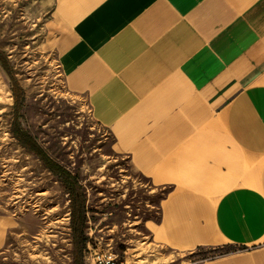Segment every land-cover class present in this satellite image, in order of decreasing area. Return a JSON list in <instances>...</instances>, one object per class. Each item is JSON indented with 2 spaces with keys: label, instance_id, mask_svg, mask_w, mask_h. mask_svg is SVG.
Returning a JSON list of instances; mask_svg holds the SVG:
<instances>
[{
  "label": "rangeland",
  "instance_id": "rangeland-1",
  "mask_svg": "<svg viewBox=\"0 0 264 264\" xmlns=\"http://www.w3.org/2000/svg\"><path fill=\"white\" fill-rule=\"evenodd\" d=\"M53 2L0 0V58L10 72L0 63V264H93L95 253L111 254L114 264H264V172L205 199L185 193L169 158L164 167H133L84 99L66 90L48 22ZM16 129L77 179L80 248L67 185ZM200 222L236 239L185 244Z\"/></svg>",
  "mask_w": 264,
  "mask_h": 264
},
{
  "label": "crops",
  "instance_id": "crops-1",
  "mask_svg": "<svg viewBox=\"0 0 264 264\" xmlns=\"http://www.w3.org/2000/svg\"><path fill=\"white\" fill-rule=\"evenodd\" d=\"M48 22L67 92L133 167L169 158L185 193L205 199L259 180L264 0H54ZM197 225L185 244L236 239Z\"/></svg>",
  "mask_w": 264,
  "mask_h": 264
},
{
  "label": "trees",
  "instance_id": "trees-1",
  "mask_svg": "<svg viewBox=\"0 0 264 264\" xmlns=\"http://www.w3.org/2000/svg\"><path fill=\"white\" fill-rule=\"evenodd\" d=\"M0 63L3 68L8 73H10L3 58H0ZM12 91L14 98L17 100L18 95L16 89L13 88ZM13 133L24 147L33 152L49 170L57 173L61 177L63 182L67 185L68 192L71 197V226L74 233L75 247L80 248V234L81 225L83 223L84 218V205L82 194L80 192V185L78 184L77 179L72 176L66 169L62 168L61 166L53 162L50 158H48V156H46L40 146L34 141V139L30 135L21 132L18 129L13 130Z\"/></svg>",
  "mask_w": 264,
  "mask_h": 264
},
{
  "label": "built area",
  "instance_id": "built-area-1",
  "mask_svg": "<svg viewBox=\"0 0 264 264\" xmlns=\"http://www.w3.org/2000/svg\"><path fill=\"white\" fill-rule=\"evenodd\" d=\"M93 264H114L115 258L109 253H95L93 256Z\"/></svg>",
  "mask_w": 264,
  "mask_h": 264
}]
</instances>
